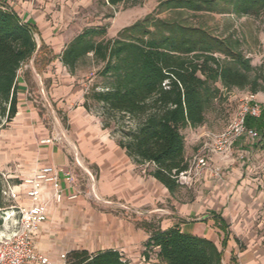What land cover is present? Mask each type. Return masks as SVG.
Instances as JSON below:
<instances>
[{
	"label": "trees",
	"instance_id": "16d2710c",
	"mask_svg": "<svg viewBox=\"0 0 264 264\" xmlns=\"http://www.w3.org/2000/svg\"><path fill=\"white\" fill-rule=\"evenodd\" d=\"M128 1L106 3L118 6ZM262 12L264 0H158L152 14L121 29L114 38H105V27L84 29L57 58L71 75L87 57L102 65L98 75L103 87L90 88L84 108L91 110L88 101L95 103L103 129L117 125L119 147L135 164L152 165L150 175L173 195L180 187L179 175L188 167L182 131L204 123L207 110L220 95L217 84L226 90L249 88L252 95L262 91L259 77L251 78L255 70L236 38L212 35L185 16ZM162 13L172 17H157ZM36 34L35 28L0 4V131L16 115V79L22 66L33 59L42 66L56 59L45 58L47 47L37 45ZM246 126L264 138V108L260 118H247ZM140 226L150 230L144 245L146 259L156 249L160 264H222V252L207 239L185 235L177 228L161 231L147 223ZM69 263L130 264L112 250L93 255L73 252Z\"/></svg>",
	"mask_w": 264,
	"mask_h": 264
},
{
	"label": "crops",
	"instance_id": "0c3cea01",
	"mask_svg": "<svg viewBox=\"0 0 264 264\" xmlns=\"http://www.w3.org/2000/svg\"><path fill=\"white\" fill-rule=\"evenodd\" d=\"M8 9L39 32L41 43L56 59L39 72L31 71L26 64L18 72L16 115L0 131L1 208L11 204L4 205L7 200L2 190L7 186L22 189L23 179L37 169L46 165L69 168L75 163V156L83 166V169L78 166L74 169L75 189L80 190L78 170L92 180L87 197L58 206L52 201L47 203L49 217L36 239L39 253L53 260L65 254L69 263L73 252L87 251L93 255L112 250L130 264H160L156 249L147 259L143 256L150 230L137 225L140 222L161 231L177 228L185 235L207 239L222 252V264H264V233L245 234L247 227L238 225L250 223L245 206L251 202L248 196L254 193L251 182L257 180L247 177L248 168L232 166L231 160L213 157L212 164L221 168L224 176L221 183L205 177L193 186L180 185L171 195L150 175L153 166L135 164L103 129L100 119L84 108V86H76L75 73H68L57 58L78 34L54 33L55 28L47 25L32 8L24 17L15 9ZM51 104L64 115L66 124L60 126L53 119L50 135L44 127L45 114L41 109ZM185 132L189 134L188 140L185 139L188 159L191 152L199 148V138L210 131L204 121L201 126L185 129ZM255 157L263 163L264 151ZM239 184L244 189L241 200L235 193ZM246 184L251 188L245 187ZM187 193L192 196L182 200ZM94 203H102L110 209L118 207L120 216L100 212L94 209ZM3 224L7 225V221ZM4 226L1 232L7 235L9 231Z\"/></svg>",
	"mask_w": 264,
	"mask_h": 264
},
{
	"label": "rangeland",
	"instance_id": "374dc122",
	"mask_svg": "<svg viewBox=\"0 0 264 264\" xmlns=\"http://www.w3.org/2000/svg\"><path fill=\"white\" fill-rule=\"evenodd\" d=\"M133 2H135V0H130L125 5L110 6L106 3V0H0V4L15 9L21 17L26 16L28 10L32 8L35 12L40 14L47 25H51L53 29L55 28V31H53L54 33H66L69 36H73L81 33L87 28L105 27L106 39L114 38L121 29L152 14L158 5V0H141L140 3L132 6ZM196 16L199 17H192L191 14L185 17L189 23L195 26H203L212 35L221 37L232 35L240 42V51L245 58L250 61L255 70L251 74V78H254V76L259 77L258 85L262 91L255 94V100L264 108V12L259 15L249 16L205 13ZM157 17L164 19L172 16L168 13H162ZM35 38L37 45L40 46L41 40L39 32L36 34ZM44 54L46 56L45 58H49L52 52L47 48ZM26 65L31 68V71H33V69L41 71L43 67L40 61L37 63L36 61L34 62V59L30 60ZM101 67L102 65L94 63L91 57L83 59L78 64L74 79L75 84H77L76 86H84V96L88 94L93 85L103 87V79L98 75ZM217 86L220 90V95L205 114V123L210 132L208 135L199 138L200 143H197L198 146L206 141L208 136L216 135L227 128L234 119L241 102L249 95H252L249 88H232L226 90L219 84H217ZM88 104L91 106L90 113L97 116L100 121H102L100 108L91 101H88ZM41 111L45 114L44 127L49 134L53 127V119L56 120L60 126L62 125L65 127L66 118L60 112L56 111L53 104H51V106H46V109L43 108ZM107 132L114 140H119L120 133L118 132L117 125L115 126V124L112 123L111 128L108 129ZM182 134L184 139L188 140L189 134L186 133L185 130L182 131ZM202 138H204V140H202ZM190 149L193 150V146L191 147L190 145ZM262 151H264V141L263 145L258 143L252 148L247 146H236L229 159H227L231 160L232 166H240L243 169L248 168L247 177L252 180H257L256 182H251V184L254 185V193L248 196L251 202L248 206H245V212L248 213L246 218H248L250 223L248 224V222H245L238 224L239 226L244 224V226L247 227L245 234H250L252 231H256L258 234L264 233V162L261 163L260 159L255 157L256 154L260 155ZM195 152H191V155L187 159L188 161ZM250 152H252L251 155ZM240 153H243L242 160L238 158ZM91 173L95 177L94 172ZM76 176L79 189L83 193V196L87 197L90 192L92 180L81 170L77 171ZM245 187H250V185L246 184ZM235 193L239 195L238 198L241 200L242 193H244L241 184L235 188ZM190 196H192V193H187L182 200H188ZM231 197H233V195ZM7 202L8 201H5L4 205H7ZM93 207L105 214L110 212L118 217L120 216L119 212L121 210L118 207L110 209L102 205V203H94ZM1 216H3L2 213H0V217ZM140 224V222L137 223V225ZM0 231H2V227Z\"/></svg>",
	"mask_w": 264,
	"mask_h": 264
},
{
	"label": "built area",
	"instance_id": "2783aa9c",
	"mask_svg": "<svg viewBox=\"0 0 264 264\" xmlns=\"http://www.w3.org/2000/svg\"><path fill=\"white\" fill-rule=\"evenodd\" d=\"M262 110L253 95L241 102L227 128L208 136L187 161V170L179 175V184L193 186L205 177L221 183L224 180L222 170L212 164V158L227 160L236 146L253 147L263 141L264 138L256 130L246 126V119L260 118ZM238 158L242 160L243 153ZM74 162L69 168L43 166L23 179L22 189L7 186L6 190H2V196L11 204L5 209L0 208L3 214L0 228L7 221L5 229L9 231L7 235H2L0 231V264H69L65 254L53 260L39 253L36 239L49 217L46 210L48 202L52 201L58 206L65 201L75 202L83 196L74 187V169L76 166L83 169V166L77 156Z\"/></svg>",
	"mask_w": 264,
	"mask_h": 264
}]
</instances>
